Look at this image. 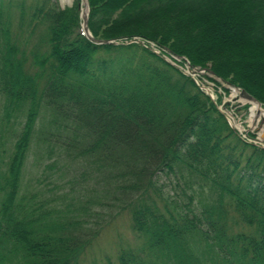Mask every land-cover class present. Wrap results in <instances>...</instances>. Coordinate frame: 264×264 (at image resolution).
Wrapping results in <instances>:
<instances>
[{"label":"trees","instance_id":"obj_1","mask_svg":"<svg viewBox=\"0 0 264 264\" xmlns=\"http://www.w3.org/2000/svg\"><path fill=\"white\" fill-rule=\"evenodd\" d=\"M88 2L119 44L80 0H0V264H81L122 214L106 264H264V147L180 68L264 109V0ZM33 144L84 166L89 214L25 181Z\"/></svg>","mask_w":264,"mask_h":264},{"label":"rangeland","instance_id":"obj_2","mask_svg":"<svg viewBox=\"0 0 264 264\" xmlns=\"http://www.w3.org/2000/svg\"><path fill=\"white\" fill-rule=\"evenodd\" d=\"M54 2L61 8L66 7H63L59 0H54ZM166 60L170 61L167 58ZM180 68L185 69L184 67ZM193 78L213 98L216 99L217 94L222 96V103L219 108L224 112L233 128L237 129L243 137H246L248 133L255 134L254 143L264 147V140H258L264 130V116L251 118L250 104L239 97L234 98L237 92L230 91L228 95L223 93L222 86L228 87V85L220 82L221 86H216L213 82L208 81L202 72H196V74H193ZM224 104H228V109L223 107ZM246 105L248 108H245ZM0 115H2L1 109ZM45 157L46 155L41 144L38 147L36 144H33L27 157L25 181L40 176L42 180V183L39 184L41 189L47 186L50 188L52 184L53 186L57 185L58 187L53 188L50 193L47 192L48 197L57 198L53 200L54 202L52 201L53 204H71V211L69 213H76L77 215L83 216L89 210V191L85 190L89 183V177L81 176L83 171L82 167L84 166L82 165L81 167V165L75 164L67 158H63L59 159L57 167L53 171H50V169H43L42 163L50 161ZM47 176H49V179H46ZM163 182L167 185V189H170L175 181L166 178ZM46 184L48 185L46 186ZM128 224V218L124 214L115 218L106 227L100 239L86 251L81 264H92L93 261H97V264H106V257L113 259L114 251H116L114 247L119 244L117 238L122 237L126 241L133 242V235Z\"/></svg>","mask_w":264,"mask_h":264},{"label":"water","instance_id":"obj_3","mask_svg":"<svg viewBox=\"0 0 264 264\" xmlns=\"http://www.w3.org/2000/svg\"><path fill=\"white\" fill-rule=\"evenodd\" d=\"M80 6H81V10H80V18H81V30H82V33L84 34V36L90 40L91 42L97 44V45H106V44H119V42L117 41H114V40H107V39H97V38H94L89 30V27H88V17H89V2L88 0H80ZM72 4H69L67 6H71ZM133 42H137V43H142L141 41L139 40H133V41H128L126 42V44H129V43H133ZM156 52V51H155ZM158 53V52H156ZM177 60H180V59H185L184 57H175ZM189 66V65H188ZM195 71H199V72H203L205 71L204 69L203 70H200V69H194ZM187 73V72H186ZM209 74L211 76H213V72L212 71H209ZM214 77V76H213ZM216 80L222 82V80L220 78H216L214 77ZM223 83V82H222ZM228 88L236 93L237 92V95L234 96V98H241L243 100H245L248 104H251V103H256L257 105H259V107H262V104L255 98L253 97L252 95H250L249 93H247L244 89H241L239 87H234V86H231V85H228ZM240 102V101H238ZM264 110V109H263ZM231 125V124H230ZM232 126V125H231ZM260 141H263L264 140V130L263 132L260 134L259 136V139ZM262 146V145H261Z\"/></svg>","mask_w":264,"mask_h":264},{"label":"bare ground","instance_id":"obj_4","mask_svg":"<svg viewBox=\"0 0 264 264\" xmlns=\"http://www.w3.org/2000/svg\"><path fill=\"white\" fill-rule=\"evenodd\" d=\"M60 1V4L65 7L69 4H73L74 0H59ZM170 59V58H169ZM171 61V59H170ZM185 72H187V74H190L192 77H193V74H196V72H199V71H195L194 69L191 70L190 69V66H188V64L186 63L185 65V69H184ZM218 81V80H217ZM220 82V81H219ZM227 85V84H226ZM228 88V87H227ZM210 95V94H209ZM211 96V95H210ZM212 99H215L211 96ZM250 113H251V118L253 117H261V116H264V110H263V107H259V105H257L256 103H251L250 104Z\"/></svg>","mask_w":264,"mask_h":264}]
</instances>
